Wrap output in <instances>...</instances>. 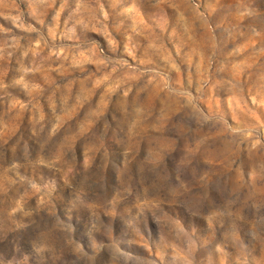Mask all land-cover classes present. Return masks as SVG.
I'll list each match as a JSON object with an SVG mask.
<instances>
[{
  "label": "rangeland",
  "instance_id": "obj_1",
  "mask_svg": "<svg viewBox=\"0 0 264 264\" xmlns=\"http://www.w3.org/2000/svg\"><path fill=\"white\" fill-rule=\"evenodd\" d=\"M0 264H264V0H0Z\"/></svg>",
  "mask_w": 264,
  "mask_h": 264
}]
</instances>
